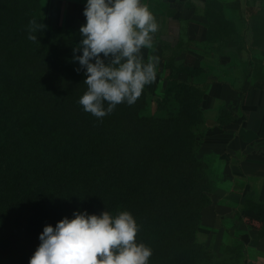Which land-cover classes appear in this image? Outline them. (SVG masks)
<instances>
[{"label":"trees","instance_id":"trees-1","mask_svg":"<svg viewBox=\"0 0 264 264\" xmlns=\"http://www.w3.org/2000/svg\"><path fill=\"white\" fill-rule=\"evenodd\" d=\"M240 7L209 5V39L223 40L215 11L226 17ZM32 19L46 25L39 43L27 38ZM80 28L49 22L41 0H0V264H29L46 225L104 211L133 215L149 264H239L250 251L239 237L220 248L198 238L203 209L228 184L219 157L199 155L206 68L180 62L174 49L156 65L155 105L144 87L133 105L98 119L79 103L87 91L86 69L73 58ZM248 32L264 36V15ZM253 70L264 76V64ZM245 205L259 213L246 221L264 235V201Z\"/></svg>","mask_w":264,"mask_h":264},{"label":"crops","instance_id":"crops-1","mask_svg":"<svg viewBox=\"0 0 264 264\" xmlns=\"http://www.w3.org/2000/svg\"><path fill=\"white\" fill-rule=\"evenodd\" d=\"M214 1L217 0H141V3L148 5L158 24V31L152 34L155 42L151 55L158 56L160 61L176 49L180 62L206 68L209 78L204 74L200 78L210 80L209 94L213 81L229 83L226 91L212 92V104L204 110L211 128L205 133L199 155H217V170L228 184L216 190L212 203L203 209L198 238L210 241L211 236L231 224L233 236L242 239L250 249L239 264H264V235L254 227L256 221H246V218L257 220L259 213L245 205L251 198L264 201V76L255 75V60L249 53L244 74L237 67L239 52L230 50L237 45L223 44L226 51H220L222 40L209 39V5ZM86 3L87 0H53L54 22L66 28L85 25ZM238 13L247 20L248 31L253 17L264 15V0H241ZM226 17H230L229 11ZM249 47L250 42L247 52ZM223 108L234 115L221 121Z\"/></svg>","mask_w":264,"mask_h":264},{"label":"clouds","instance_id":"clouds-1","mask_svg":"<svg viewBox=\"0 0 264 264\" xmlns=\"http://www.w3.org/2000/svg\"><path fill=\"white\" fill-rule=\"evenodd\" d=\"M83 14L82 39L73 49L74 60L86 69L87 91L79 103L102 119L119 104L133 105L155 81L159 57L149 55L145 63L140 53L153 49L158 24L141 0H87ZM45 28L32 19L28 40L39 43L36 34ZM73 217L44 227L29 264H149L152 249L137 243L140 228L131 213L113 217L108 211L99 216L75 212Z\"/></svg>","mask_w":264,"mask_h":264},{"label":"rangeland","instance_id":"rangeland-1","mask_svg":"<svg viewBox=\"0 0 264 264\" xmlns=\"http://www.w3.org/2000/svg\"><path fill=\"white\" fill-rule=\"evenodd\" d=\"M232 11L229 10V12H230L229 18L230 19H226V17L221 13V11H215V13H214L215 17L213 20H216V19L218 21L221 20V22L224 23L223 25H221L223 28V32H220V33H221L223 40H222L221 46L219 47V50L220 51H222V50L226 51V48L223 44H226V43L236 44L237 48L230 49V50H233L235 53L239 52L240 60L237 64V67H239L238 70H241V71L243 70L242 72L244 74H246V72H247V53H249L252 56V58L255 60L256 64H259L260 66H262L264 64V36L259 37V38H255V40H254V38H253L254 35L251 34V32L246 31V29L248 27L247 26V20L240 17V15L237 13V11H234V10H232ZM41 12L49 20V22H51V23L54 22L55 18L53 15V0H41ZM222 16H224L225 19ZM252 22H253V20L251 21V24H252ZM218 35H216V36H218ZM153 38H154V36H153ZM154 42H155V39H153V43ZM249 42L251 44V47L248 48V52H247V44ZM150 50L151 49L143 48V49H141L140 54L143 57L145 56V58H147L149 56ZM204 75L208 76V78H209L210 74L208 73V71H206V73H204ZM203 78L204 77H202V79H201L202 84L205 85L204 87L208 90L209 84H211L210 80H206ZM255 81H256V79H255ZM207 83H209V84H207ZM214 86H216L217 88L214 89ZM145 87L147 88V90L149 91V95L153 99V105H155V100H156V96H157L156 93H157V89L159 88V85L155 82L154 83L152 82L151 84L146 85ZM228 88H229V83L225 82V83H218L217 84L216 81H213L211 90L213 89L212 92L214 94V93L219 92V91H216L218 89H220L222 92H224V90L226 91V89H228ZM212 92L210 94H209V92H207V94H206V98L204 99L205 109L208 108L212 104ZM223 109L225 110V112L223 113L224 114L223 117L225 119H230L234 115L233 111H230L227 108H223ZM234 110L235 111L238 110V107L236 104L234 105ZM210 128H211V125H209L208 123H205L202 127V132L206 133V131ZM224 229L225 230L223 232H219L218 234H215L213 237L211 236V240L213 239V241H214L215 245H217V247H219V246L223 247L224 244H229L232 242L233 233H231V232L233 231V225L230 224L228 226H225Z\"/></svg>","mask_w":264,"mask_h":264}]
</instances>
